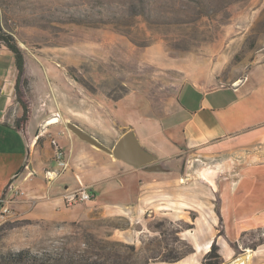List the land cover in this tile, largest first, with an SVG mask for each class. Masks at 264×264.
<instances>
[{
  "label": "crops",
  "instance_id": "0c3cea01",
  "mask_svg": "<svg viewBox=\"0 0 264 264\" xmlns=\"http://www.w3.org/2000/svg\"><path fill=\"white\" fill-rule=\"evenodd\" d=\"M46 55H24L36 95L26 142L13 129L21 116L13 56L0 46V199L8 201L12 191L22 190L25 198L19 197L16 209L49 222L82 223L92 209L102 217L128 220L130 226L162 216L187 225L178 236L188 251L173 263L149 264H202L213 242L222 264H239L232 245L242 234L264 229V59L214 87L208 85L216 76L203 69V62L168 61L181 72L182 82L161 112L151 115L146 101L128 96L117 102L97 100L87 109L82 91L69 92L61 70L46 68ZM68 124L109 150L131 132L153 161L134 167L117 160L81 140ZM52 143L67 154L69 168L50 181L47 172L57 170ZM81 186L93 201L66 208L64 191ZM31 198L37 199L34 205Z\"/></svg>",
  "mask_w": 264,
  "mask_h": 264
},
{
  "label": "rangeland",
  "instance_id": "374dc122",
  "mask_svg": "<svg viewBox=\"0 0 264 264\" xmlns=\"http://www.w3.org/2000/svg\"><path fill=\"white\" fill-rule=\"evenodd\" d=\"M0 18L24 55L50 57L43 60L46 68L60 69L69 92L82 91L87 109L97 100L128 96L146 101L149 114L160 113L182 82L181 72L167 63L173 59L203 62L216 76L208 87L225 85L264 59V0H0ZM60 86L63 91L64 82ZM47 149L45 144V154ZM19 197L24 192L15 190L0 202V254L149 264L188 251L178 236L187 228L183 222L154 216L130 226L96 209L82 223L49 222L23 215L16 209ZM232 247L235 261L264 264V229L242 234Z\"/></svg>",
  "mask_w": 264,
  "mask_h": 264
},
{
  "label": "trees",
  "instance_id": "16d2710c",
  "mask_svg": "<svg viewBox=\"0 0 264 264\" xmlns=\"http://www.w3.org/2000/svg\"><path fill=\"white\" fill-rule=\"evenodd\" d=\"M0 43L13 56L16 69V78L14 82L15 101L21 108V116L13 122V129L22 134L28 142L27 125L31 117L32 108L35 102V95L30 90V79L26 75L24 53L17 45L16 41L9 33L5 32L1 26L0 18ZM2 199V198H1ZM187 252V251H186ZM178 257L166 258L160 261L173 263ZM223 260L219 254V248L215 242L210 246L205 254L202 264H222ZM0 264H77L73 259H64L62 257H43L37 254H31L29 251H19L6 254H0Z\"/></svg>",
  "mask_w": 264,
  "mask_h": 264
},
{
  "label": "water",
  "instance_id": "95a60500",
  "mask_svg": "<svg viewBox=\"0 0 264 264\" xmlns=\"http://www.w3.org/2000/svg\"><path fill=\"white\" fill-rule=\"evenodd\" d=\"M67 129L78 136L81 140L88 142L100 150L110 153L115 159L125 161L134 167L147 165L153 161V158L141 149L131 132L124 133L113 148L109 150L76 126L68 124Z\"/></svg>",
  "mask_w": 264,
  "mask_h": 264
},
{
  "label": "built area",
  "instance_id": "2783aa9c",
  "mask_svg": "<svg viewBox=\"0 0 264 264\" xmlns=\"http://www.w3.org/2000/svg\"><path fill=\"white\" fill-rule=\"evenodd\" d=\"M53 161L55 162L57 170L52 172H47V175L49 174L52 175V178L49 179L50 181L61 176L69 168V158L67 154L63 151L62 148H60L56 144H54ZM92 201H93V194L88 190V188L84 186L72 190L66 189L62 194V202L66 208H70L81 203H90ZM0 202L7 203L8 201L6 202L0 199ZM7 211H8L7 206H3L2 212L5 213Z\"/></svg>",
  "mask_w": 264,
  "mask_h": 264
},
{
  "label": "bare ground",
  "instance_id": "6f19581e",
  "mask_svg": "<svg viewBox=\"0 0 264 264\" xmlns=\"http://www.w3.org/2000/svg\"><path fill=\"white\" fill-rule=\"evenodd\" d=\"M238 263H239V264L241 263V260H240V259L238 260Z\"/></svg>",
  "mask_w": 264,
  "mask_h": 264
}]
</instances>
